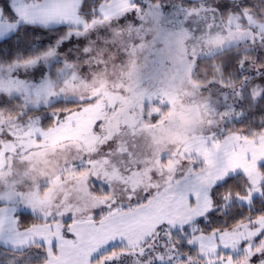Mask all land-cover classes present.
<instances>
[{"label":"snow or ice","instance_id":"obj_1","mask_svg":"<svg viewBox=\"0 0 264 264\" xmlns=\"http://www.w3.org/2000/svg\"><path fill=\"white\" fill-rule=\"evenodd\" d=\"M0 264H264V0H0Z\"/></svg>","mask_w":264,"mask_h":264}]
</instances>
